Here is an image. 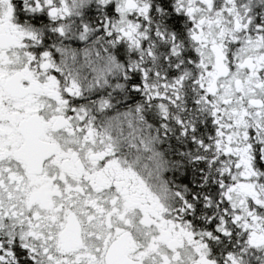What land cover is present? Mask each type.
<instances>
[{
	"label": "snow or ice",
	"instance_id": "obj_1",
	"mask_svg": "<svg viewBox=\"0 0 264 264\" xmlns=\"http://www.w3.org/2000/svg\"><path fill=\"white\" fill-rule=\"evenodd\" d=\"M0 264H264V0H0Z\"/></svg>",
	"mask_w": 264,
	"mask_h": 264
}]
</instances>
